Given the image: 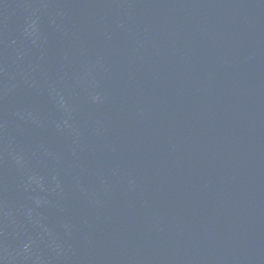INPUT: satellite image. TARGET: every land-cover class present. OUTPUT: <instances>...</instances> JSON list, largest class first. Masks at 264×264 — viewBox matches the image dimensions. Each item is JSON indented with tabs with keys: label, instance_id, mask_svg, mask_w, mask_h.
Masks as SVG:
<instances>
[{
	"label": "water",
	"instance_id": "water-1",
	"mask_svg": "<svg viewBox=\"0 0 264 264\" xmlns=\"http://www.w3.org/2000/svg\"><path fill=\"white\" fill-rule=\"evenodd\" d=\"M0 264H264V0H0Z\"/></svg>",
	"mask_w": 264,
	"mask_h": 264
}]
</instances>
